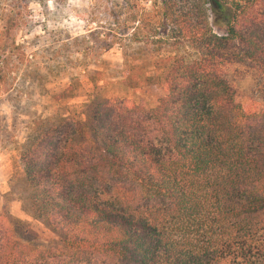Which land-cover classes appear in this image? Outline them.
I'll return each mask as SVG.
<instances>
[{"label": "trees", "instance_id": "1", "mask_svg": "<svg viewBox=\"0 0 264 264\" xmlns=\"http://www.w3.org/2000/svg\"><path fill=\"white\" fill-rule=\"evenodd\" d=\"M150 1L155 60L122 57L135 85L154 65L163 95L87 104L96 151L70 121L20 151L28 210L61 246L21 242L6 215L0 264H264V105L220 72L245 59L264 74V0Z\"/></svg>", "mask_w": 264, "mask_h": 264}, {"label": "rangeland", "instance_id": "2", "mask_svg": "<svg viewBox=\"0 0 264 264\" xmlns=\"http://www.w3.org/2000/svg\"><path fill=\"white\" fill-rule=\"evenodd\" d=\"M151 5L150 0H0V221L12 217L21 242L61 246L59 235L28 210L20 151L66 121L76 124L74 140L96 151L87 104L125 97L151 107L163 95L154 65L145 66L148 78L138 85L126 75L127 64L155 60ZM123 50L138 56L125 64ZM220 72L238 103L264 105V74L253 61L226 63ZM255 221L264 227V214Z\"/></svg>", "mask_w": 264, "mask_h": 264}]
</instances>
